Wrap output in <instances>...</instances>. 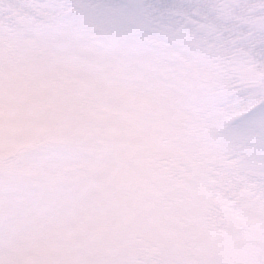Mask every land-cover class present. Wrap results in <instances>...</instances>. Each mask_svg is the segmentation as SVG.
Instances as JSON below:
<instances>
[{
	"label": "clouds",
	"instance_id": "1",
	"mask_svg": "<svg viewBox=\"0 0 264 264\" xmlns=\"http://www.w3.org/2000/svg\"><path fill=\"white\" fill-rule=\"evenodd\" d=\"M101 2L151 20L114 55L100 13L0 74V264L264 262V0Z\"/></svg>",
	"mask_w": 264,
	"mask_h": 264
},
{
	"label": "snow or ice",
	"instance_id": "2",
	"mask_svg": "<svg viewBox=\"0 0 264 264\" xmlns=\"http://www.w3.org/2000/svg\"><path fill=\"white\" fill-rule=\"evenodd\" d=\"M152 7L163 12V0ZM52 9L75 14L61 18ZM114 12L115 6L101 0H6L5 3H0V74H10L16 69L18 62L15 53L19 48L32 43L31 38H38L43 47H48L54 33L92 27L100 22V13H104L106 43L111 53L118 55L135 39L136 29L148 23L151 17L147 15L148 9L142 4L133 6L128 15H114ZM164 38L176 43L185 39L166 32ZM127 54L136 58L142 53L137 46L129 49ZM204 103L211 113L216 100L208 96ZM240 115L239 112H226L222 116L212 113L208 122L210 126H218L224 120L238 119ZM3 182L4 177L0 175V185ZM257 264L264 262L258 261Z\"/></svg>",
	"mask_w": 264,
	"mask_h": 264
}]
</instances>
